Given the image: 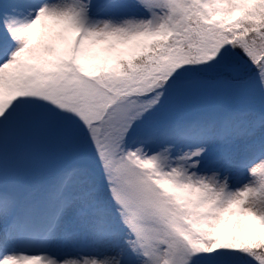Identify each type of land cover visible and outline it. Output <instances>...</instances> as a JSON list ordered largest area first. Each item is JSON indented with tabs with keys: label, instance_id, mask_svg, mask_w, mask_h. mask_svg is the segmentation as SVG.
I'll return each mask as SVG.
<instances>
[{
	"label": "snow or ice",
	"instance_id": "6c2138e0",
	"mask_svg": "<svg viewBox=\"0 0 264 264\" xmlns=\"http://www.w3.org/2000/svg\"><path fill=\"white\" fill-rule=\"evenodd\" d=\"M0 264H264V0H0Z\"/></svg>",
	"mask_w": 264,
	"mask_h": 264
}]
</instances>
